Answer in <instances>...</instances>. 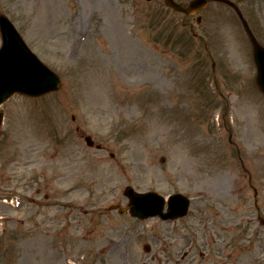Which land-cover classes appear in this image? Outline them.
<instances>
[{
	"label": "rangeland",
	"instance_id": "1",
	"mask_svg": "<svg viewBox=\"0 0 264 264\" xmlns=\"http://www.w3.org/2000/svg\"><path fill=\"white\" fill-rule=\"evenodd\" d=\"M232 1L264 46V0ZM0 14L62 81L0 107V264H264V95L232 8L0 0ZM128 186L186 195L190 213L110 211Z\"/></svg>",
	"mask_w": 264,
	"mask_h": 264
},
{
	"label": "water",
	"instance_id": "2",
	"mask_svg": "<svg viewBox=\"0 0 264 264\" xmlns=\"http://www.w3.org/2000/svg\"><path fill=\"white\" fill-rule=\"evenodd\" d=\"M164 1L167 7L185 13L187 17L198 14L210 2H220L232 7L241 18L251 40L257 66V84L264 93V46L256 39L241 10L234 2L231 0H192L188 6H185L175 0ZM0 30L3 37V48L0 50V106L17 93L38 97L61 87L59 77L31 52L16 27L4 15H0ZM2 121L3 113H0V125ZM86 141L89 146L94 145L91 137H87ZM124 194L130 199V204L128 208L120 209V213L130 210L133 217L141 220L154 216H159L163 220L176 219L186 215L190 205L185 196L173 195L169 199L168 211L164 213L166 200L157 193L143 194L136 192L132 187H127ZM146 250L149 251V248L146 247Z\"/></svg>",
	"mask_w": 264,
	"mask_h": 264
},
{
	"label": "flooded vegetation",
	"instance_id": "3",
	"mask_svg": "<svg viewBox=\"0 0 264 264\" xmlns=\"http://www.w3.org/2000/svg\"><path fill=\"white\" fill-rule=\"evenodd\" d=\"M30 164H32V165H35V164H36V162H30ZM185 258H186V256H185Z\"/></svg>",
	"mask_w": 264,
	"mask_h": 264
},
{
	"label": "bare ground",
	"instance_id": "4",
	"mask_svg": "<svg viewBox=\"0 0 264 264\" xmlns=\"http://www.w3.org/2000/svg\"><path fill=\"white\" fill-rule=\"evenodd\" d=\"M49 9H48V7H47V11H48Z\"/></svg>",
	"mask_w": 264,
	"mask_h": 264
}]
</instances>
